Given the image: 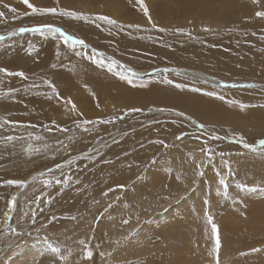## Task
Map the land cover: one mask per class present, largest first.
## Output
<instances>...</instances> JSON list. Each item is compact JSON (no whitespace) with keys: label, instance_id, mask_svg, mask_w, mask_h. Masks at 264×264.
<instances>
[{"label":"rangeland","instance_id":"rangeland-1","mask_svg":"<svg viewBox=\"0 0 264 264\" xmlns=\"http://www.w3.org/2000/svg\"><path fill=\"white\" fill-rule=\"evenodd\" d=\"M145 1L148 16L137 0H29L37 7L107 16L121 26L112 27L54 14L24 15L31 10L22 0H0V11L5 13L0 19V35L5 37L0 40V68L22 71L26 77L0 73V92L16 90L0 95V207L6 211L12 197L17 198L10 219L0 225V258L18 250L17 244L43 243L45 236L59 246L56 235L71 228L82 232L81 237L75 235L78 243L85 240L93 256L86 259L84 246L79 244L68 249L60 264H217L210 215L221 240L219 264H264V156L235 142L238 136L251 144L264 139V65L259 64L260 60L264 64V18L255 15L264 6L246 0L243 11V1L227 9L224 0ZM191 15H210L217 24L205 26L211 29L206 32L188 22ZM50 22L88 44L89 55L91 49L103 52L104 65L76 55L85 49L66 45L58 34L19 31ZM63 22L72 23L75 32L66 31ZM177 28L190 35L177 33ZM103 48L125 58L127 63L121 65L132 68V63L139 71H151L150 75L144 71L132 77V84L123 81L122 68L108 70L107 63L114 56ZM68 52L81 59L83 68L111 73L129 84L133 88L130 98L116 92L101 102L80 101L87 98L86 88L71 90L60 77V71L70 66L69 60L73 62L62 57ZM207 77L215 81L207 83ZM46 80L56 86L58 97L44 84ZM248 84L256 87H242ZM164 88L167 94L181 96L184 103L191 96L216 98L205 93L220 90L226 99L220 101L234 113L226 117L225 124L210 128L179 107L163 104ZM115 101L120 102V112L103 115L104 105ZM240 104L248 107L241 110ZM133 108L142 111L128 112ZM85 120L92 123L84 124ZM192 120L205 127L199 129ZM199 135L205 138L204 148L215 153L211 160L203 151L199 150L203 154L200 161L199 154L187 157V151L179 148L186 137ZM214 135L226 139L214 140ZM8 136L15 139L8 141ZM225 162L231 163L234 173L227 177V196L219 185V177L227 176ZM57 164L63 167L56 169ZM49 169L54 171L49 173ZM41 172L46 175L37 176ZM33 176H37L34 182ZM66 177L70 179L65 184ZM10 180L29 183L21 188L9 185ZM172 214L186 221L183 228L164 227L162 220ZM9 240L13 243L8 248Z\"/></svg>","mask_w":264,"mask_h":264},{"label":"bare ground","instance_id":"bare-ground-1","mask_svg":"<svg viewBox=\"0 0 264 264\" xmlns=\"http://www.w3.org/2000/svg\"><path fill=\"white\" fill-rule=\"evenodd\" d=\"M242 1H243V5H242ZM35 3H37V2H35ZM244 3L246 4V0H224L222 5H223L224 9H227L229 7V5L234 8V6L238 7L239 4H241L243 6V9L242 8L241 9L243 11H245L247 8H245ZM144 4H147L145 0H144ZM201 4L203 5L202 2H201ZM258 4H261V5L264 6V0H259ZM223 7H221V8H223ZM232 7H230V9ZM246 7H248V6H246ZM85 9H87V8H85ZM235 9H237V8L235 7ZM114 11L115 10H111L112 13ZM235 12L236 11H234V13H232V15H236ZM242 12H241V14H242ZM114 14H116V13H114ZM228 14L230 15L231 12H229ZM112 16L115 17V15H113V14H112ZM188 20H189L188 22L196 24V26L199 29H203V28H205V26H212V25L214 26L215 24H217V21L215 22L214 19L210 15L209 16H205V15H203V16H192L191 15L188 18ZM51 24L55 25L54 23H51ZM61 24H63L62 27L65 28L66 31L69 29L68 31L71 30V32H75V31H73L70 28L72 23L70 24L68 22H63ZM75 27L78 28V29L80 28L79 25H75ZM105 32H106V30H105ZM113 38H114V36H113ZM53 45H55L57 48L62 50V47L59 44L53 43ZM102 50L104 52H106L107 54H112L114 56V59L120 62V65H121L122 62L127 63V60H125V58H123L122 56H120V55H118L116 53H112V52H110V51H108L107 49H104V48ZM62 57L70 58L74 62V65H73V62L71 60H69L70 66L67 67V69H65L63 71L62 70L60 71V77L62 76L64 84L67 85L69 89L75 90V91H79V89H81L83 87L86 88L85 90H86L87 98L85 99L84 98L85 96L83 94L84 97H81L80 101L83 100V101H87V102H92V101L101 102L102 100L105 99V97L107 98L109 96L116 95V92H119L120 93L119 95H123L124 97H129L128 94H130V91H133V88L131 90L130 87L128 86L129 85L128 83H127L128 85H126L125 83L124 84L121 83L114 75H111V73L110 74H106L104 71H93L92 69H89V68H83V66H81L82 65L81 64V59L79 57H74V55L71 54L70 52H68V55H65V56H62ZM261 61L262 60H260L259 64L260 65H264ZM130 64H131V67H132L134 72H136V73L139 72V73H137V76H142V74L140 72H144L145 70L144 71H139V69L137 67H135L132 63H130ZM178 66H180V65H178ZM180 67L182 69V67H184V66L181 65ZM225 67H228V66H224V68ZM150 73H151V71L146 70L144 72V75L147 76V74L150 75ZM194 75L198 76L197 74H194ZM206 80H208L207 83H212L213 81H215V79L212 78V77H207ZM132 81H134V79H132ZM141 84H143V83H141ZM147 85L151 86L150 83L147 84ZM155 85H157V84H155ZM143 86H145V85H143ZM131 87H133V86H131ZM137 88L139 90V87H136L135 89H137ZM140 88H141V86H140ZM135 89H134V91H135ZM156 89H158V88H156ZM151 90H153V89H151ZM160 90H159V92H162V90L161 91ZM167 90H168V88H167ZM166 91H165V88H164V91L162 93L164 95L163 96L164 98H162V103L163 104H166L168 106L172 105V106L179 107V109L181 111H183V112H185L187 114H190L191 117H193V118L195 117L198 121H200L202 123L207 122L206 124H207V126L209 125L210 128H211L212 124H217V125L225 124L226 121H227L226 117H228V116H230L231 114L234 113L225 104H222V102L218 98L219 95L223 96V95H221L222 92L220 90L216 91V94L218 96L216 98H213V99L212 98H207V96H203V95H199L200 97L199 96H191L190 101H188L187 103H184L185 101H184V99L181 96L173 95V94H167L168 91L167 92ZM77 93H79V92H77ZM135 93H134V95H135ZM145 94L148 97V93L145 92ZM162 94H161V97H162ZM142 95H144V93ZM151 95H153V94H150V96ZM169 95H170V98H169ZM154 96H156V95H153V98L155 99ZM134 99H135V96L133 97V100ZM148 99H149V97H148ZM154 99H153L152 102H154ZM224 100H226V99H224ZM116 101H115L116 104H114L113 102H112V104H110V103L109 104L107 103L106 105L102 104V105H104V108L101 109V111H103L102 114L105 115L104 114L105 112H115V113L116 112H120V110H121L120 107H119L120 102L118 101V103H119L118 104ZM129 101L132 102L130 99H129ZM107 102H110V101H107ZM149 103H151V102L149 101ZM13 105L14 104H12V106ZM127 107H129V106H127ZM118 109H120V110H118ZM239 113L244 114L242 112H239ZM241 116L243 117V115H241ZM193 137L192 136L186 137L185 141H183L181 144H179V148L184 149V151H187V154H186L187 157H194L197 154H199L200 155L199 160L203 161V154H201L200 151H202V149L204 148L205 138L202 137L201 135L196 136V138H193ZM8 203H7L6 211L3 210L4 209L3 207H0V212H1V214L3 213V221H0V225L5 223L4 222L6 220V217L4 215L5 213H8V215H11L12 212H13V208L10 209L9 206H8ZM95 206H96V208L98 207V205H95ZM175 215L176 214H172V216L170 218L163 219L162 221H164L165 224H164V222L162 223V221L160 222V224H162V225L164 224V227H167V226H169L171 224L174 227H176V228L180 227V226L182 227V225L186 221L185 222H183V221L180 222L179 221L180 217L179 216L176 217L177 215L176 216ZM60 233H61L60 235H56L57 236L56 239L59 242V247L63 248L61 250V255H63V257H64L63 260H65V258L67 256V253L70 252L68 249H70L72 247L74 249V247L80 246L79 243H78V238L76 236L79 235L81 237L82 236V232L76 231V230L71 229V228H63ZM33 237H34V235H33ZM8 239H9V237H8ZM12 240H9V242L7 243V247L10 244L13 243ZM34 241H32V242L28 241L30 243L26 242L23 246H21L20 249L16 250L13 253L8 254V251H7V253L5 252L6 254H4L0 258V264H49V263L50 264H60L63 261V260H61L59 258V256H57L56 254H53L47 248V246L44 243H37V242H34Z\"/></svg>","mask_w":264,"mask_h":264},{"label":"snow or ice","instance_id":"snow-or-ice-1","mask_svg":"<svg viewBox=\"0 0 264 264\" xmlns=\"http://www.w3.org/2000/svg\"><path fill=\"white\" fill-rule=\"evenodd\" d=\"M22 2L31 10L30 13H24V15H29V14H32V15H35V14H41V15L54 14V15H60V16H64V17H70V18L76 19V20H84V21L92 20V22L99 21V22H103L104 24H107V25L112 26V27H121L120 25H118L116 20L111 19V18H109L107 16L89 17V16L84 15L82 13L65 10L63 8L57 9L55 7H51V8L37 7V6L33 5L32 3H30L29 0H22ZM137 3L140 4L141 8H143L144 15L148 16L149 15L148 8L144 5L143 0H137ZM253 3H259V0H253ZM4 7L8 8V10L11 13H17V9L14 8V7H11V6L6 5V4L4 5ZM255 15L257 17L264 18V11H257L255 13ZM4 16H5V13L0 11V19L4 18ZM149 19H150V17H149ZM97 26L99 27L100 25L97 24ZM152 26H153V28H156L155 24H153ZM130 27H138V26L130 25ZM203 30L206 31V32L211 31V29L207 28V27L204 28ZM19 31L20 32H26V31L38 32V33H41L42 35L44 33H51V34H54V35L58 34L59 37L62 38V40L64 41V43L66 45L70 44L73 48H75L76 45H81L83 47V49H85L84 52H79V51L76 52V55H78V56L84 55V56H86L89 59H93L97 64H100L101 66H103L104 63H105V54L103 52H99L96 49H91V55H89V52L87 51L89 49V45L88 44H86L82 39H79L77 37H74L73 35L67 34L62 28L57 27L55 25L43 24V25H40V26H37V27H33L31 29L20 28ZM158 31L164 32V31H167V29L159 28ZM176 32L177 33L186 34V35H190V33H187L185 31V29H183V28H177ZM4 38L5 37L3 35H0V40H3ZM118 66L123 69V71H121L119 73L120 79L127 80V82L129 84H132L133 83L132 77H135L137 75V73L134 72L132 68H130V67L126 66V65H120L119 62L117 60H115V59H110L109 62L107 63V67H108L109 71H113ZM53 67H55V65H53ZM164 71H167V69H165ZM0 73H5L8 76H19L21 78H25L26 79L25 74L22 71L21 72H9L5 68H0ZM166 82L167 83H172L171 81H166ZM44 84L51 89V92L54 95H56L57 97L59 96V93L57 92L56 86L52 82L46 80V81H44ZM133 86H135V85H133ZM225 86L227 87V85H225ZM236 86L237 85H235V84L231 85V87H236ZM176 87L182 88V87H184V85H179L178 84V85H176ZM242 87H256V85L248 84V85H242ZM15 91H16L15 89H9L7 93L0 92V95H11ZM192 91L199 92V91H201V89L192 88ZM205 94L209 95V96L217 95L215 92H207ZM218 98L219 99H224L223 96H219ZM67 103H71V101L69 100V101H67ZM231 103H236V102L235 101H231ZM246 107H248V106L244 105V104H240L241 110H243ZM156 110L157 111H173V110H168V109H156ZM72 111H76L75 104H72ZM138 111H142V109L133 108V109H129L128 110V112H138ZM81 115H82V113H81ZM176 115L185 116V113L176 112ZM186 118L191 120V117H186ZM101 122L102 123H110L112 121H101ZM3 123L13 124L15 122L3 120ZM53 123H55V122H53ZM83 123L84 124H89V123H92V121L85 120V121H83ZM192 123L196 124V126L199 129H203L205 127L203 124H198L195 120H192ZM0 126H2V125H0ZM5 139L8 140V141H11V140H14L15 137L8 136ZM178 139H179V137H178ZM212 139L220 140V139H226V137H220V136H215L214 135L212 137ZM235 142H238L239 144H241L243 149H245V150H247V151H249V152H251V153H253L255 155L264 156V139H260V140L256 141L255 144H251V143L246 142V140H245V138L243 136H238L236 138ZM202 151L204 152L205 158L207 160H211L213 158V156L215 155L213 150L210 149V148H204V149H202ZM220 155L223 156L224 154L221 153ZM85 158H87V157H85ZM67 163L71 164L72 161H68ZM225 166H226L227 176L221 175L219 177V185L222 186L223 191H224V195L227 196L228 195L227 177L234 175V173L232 172L231 163L230 162H225ZM62 167H63V165H61V164H57L55 166L56 169H61ZM52 171H54V170L53 169H49L48 170L49 173H51ZM45 175H46V173H44V172H41V173L37 174V176H40V177H44ZM37 176H33L32 177V181L33 182L36 181ZM69 179H70V177H66L65 180L63 181V183L66 184ZM43 182L45 184L51 183V181H49V180H45ZM7 183L9 185H15V186L23 188V187H26L28 185L29 181H25V180H10V181H7ZM57 183H61V181L57 180ZM120 187H123V186H120ZM243 187L245 189H247V186H243ZM252 190H255V189H252ZM218 194H219V192H218ZM16 199L17 198L15 196H13L12 200L9 201L8 206H9L10 209L14 207V202H15ZM109 207H111V205H109ZM4 215H5L6 218L10 219L8 213H5ZM53 219H55V217H53ZM207 219H208V223L211 225L212 237H213V240H214V249H213V251L216 253L217 264H219V250L221 248V240H220V236H219L218 226L213 222V218L210 215L207 217ZM5 223H7V219L5 220ZM124 223H128V221L125 220ZM12 231L15 232V229H13ZM38 239H40V238H38ZM42 240H43V243L47 246V248L53 254H56L57 256H59V258L61 260L64 259L63 255H61V248L59 246H55L52 242H50L49 238L47 236L43 237ZM79 244L84 246L83 250H84L85 258L86 259H91L92 256H93V252H92L91 248L87 246L86 241L85 240H80ZM20 247H21V245L17 244L16 248L19 249ZM253 251H258V249H253Z\"/></svg>","mask_w":264,"mask_h":264}]
</instances>
